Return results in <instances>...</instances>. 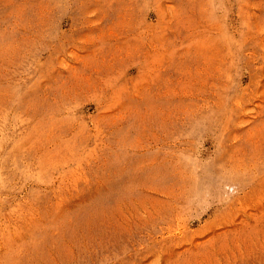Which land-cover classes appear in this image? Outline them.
I'll return each mask as SVG.
<instances>
[{"label":"rangeland","instance_id":"374dc122","mask_svg":"<svg viewBox=\"0 0 264 264\" xmlns=\"http://www.w3.org/2000/svg\"><path fill=\"white\" fill-rule=\"evenodd\" d=\"M0 264H264V0H0Z\"/></svg>","mask_w":264,"mask_h":264}]
</instances>
